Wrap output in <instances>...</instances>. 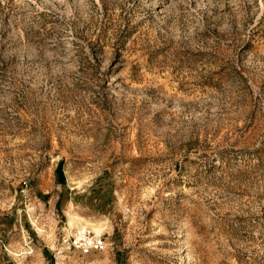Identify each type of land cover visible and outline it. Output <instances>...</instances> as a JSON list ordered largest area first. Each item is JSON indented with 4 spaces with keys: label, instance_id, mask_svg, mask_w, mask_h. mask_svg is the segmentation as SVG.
I'll list each match as a JSON object with an SVG mask.
<instances>
[{
    "label": "rangeland",
    "instance_id": "1",
    "mask_svg": "<svg viewBox=\"0 0 264 264\" xmlns=\"http://www.w3.org/2000/svg\"><path fill=\"white\" fill-rule=\"evenodd\" d=\"M0 264H264V0H0Z\"/></svg>",
    "mask_w": 264,
    "mask_h": 264
}]
</instances>
